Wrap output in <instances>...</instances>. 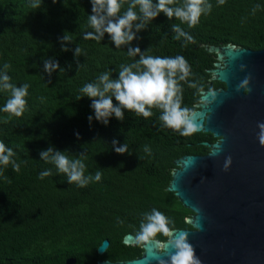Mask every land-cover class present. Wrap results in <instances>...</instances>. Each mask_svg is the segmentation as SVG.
I'll return each mask as SVG.
<instances>
[{
  "label": "trees",
  "instance_id": "1",
  "mask_svg": "<svg viewBox=\"0 0 264 264\" xmlns=\"http://www.w3.org/2000/svg\"><path fill=\"white\" fill-rule=\"evenodd\" d=\"M32 2L0 0V74L7 63L11 83L30 85L23 116L0 111V141L13 149V159L20 165L19 172L11 164L0 165V264H67L70 257L77 259L75 264H96L101 258L138 257L142 245H127L123 238L130 232L137 235L144 214L153 208L172 221L171 229L192 228L186 220L192 211L167 187L175 159L208 153L204 141L217 137L202 131L183 136L166 128L158 108L147 119L124 110L123 121L114 116L108 125L95 120L91 100L86 96L77 100L82 86L108 71L118 78L120 65L134 63L139 56L130 57L128 46L117 49L107 34L101 41L85 38L93 31L88 25L91 0H40V8H32ZM208 2L211 12L195 27L180 24L191 42L175 40L172 26L180 22L161 13L136 33L131 45L142 52L149 49L148 55H180L187 60L192 75L180 84L182 107L190 112L202 90L225 86L211 79L216 54L203 43L264 49V0ZM128 3L123 0L121 13ZM256 5L260 7L253 13ZM65 33L71 37L68 51L61 41ZM77 45L83 50L79 57L74 54ZM45 59L58 61L61 70L49 75ZM189 82L197 87H189ZM9 96L0 90V109ZM113 102L117 103L114 98ZM114 140L117 147L127 143L128 152L116 153ZM50 146L67 150L70 158L84 154L85 175L94 176L99 169L101 181L84 188L69 184L65 174L41 160L40 151ZM44 170L52 175L40 179ZM107 238L110 246L100 254L98 248ZM156 238L168 239L163 234Z\"/></svg>",
  "mask_w": 264,
  "mask_h": 264
},
{
  "label": "water",
  "instance_id": "2",
  "mask_svg": "<svg viewBox=\"0 0 264 264\" xmlns=\"http://www.w3.org/2000/svg\"><path fill=\"white\" fill-rule=\"evenodd\" d=\"M202 45L216 54L214 67L209 69L211 79L225 86L202 90L190 114L199 125L197 132L212 133L218 139L204 141L210 147L206 154L175 159L167 189L192 211L186 218L192 228L172 229L173 238L187 233L201 264H264V146L259 143L257 127L264 122V49L235 43ZM248 76V90L237 91V85ZM218 144H222V151L212 155ZM228 156L232 163L225 171ZM136 236L127 233L123 242L141 244ZM167 240L156 238L141 244L143 252L138 257L117 261L101 258L96 264L168 261L174 249L167 245L169 254H165L156 243ZM110 243L105 239L98 252L103 254ZM76 262L74 257L67 259V264Z\"/></svg>",
  "mask_w": 264,
  "mask_h": 264
},
{
  "label": "clouds",
  "instance_id": "3",
  "mask_svg": "<svg viewBox=\"0 0 264 264\" xmlns=\"http://www.w3.org/2000/svg\"><path fill=\"white\" fill-rule=\"evenodd\" d=\"M226 0H218L219 5L225 4ZM92 12L88 15V25L93 31L85 34L86 39L101 41L107 34L117 49L121 46H128L127 53L130 57L139 59L131 64H122L118 70V78H113L111 71L104 72L98 76L95 82L86 83L80 89L83 97L91 100V108L94 111L95 120L104 125H108L114 116L117 120L125 119V111L135 113L145 119L153 115L152 109L161 110L159 120L166 128L179 132L183 136H189L198 130L199 125L190 111L182 107L183 89L180 82H188L192 75L191 67L187 60L180 55L175 57H161L148 55L147 51L142 52L137 47H132V42L137 38L136 33L145 29L153 20L163 13L169 20L175 18L180 23L172 26L175 33L173 38L186 42H191L192 37L185 32L180 24H187L188 27H195L202 15L209 14L212 4L208 0H183L182 5H177L176 0H129L128 6L123 13L121 8L123 0H91ZM32 8H40V0H33L30 5ZM254 6L253 13L259 8ZM138 9V11H137ZM64 51L69 49L66 43L71 42L68 33L61 38ZM82 49L77 45L74 54L79 57ZM10 65L5 63V72L0 74V90L9 92L10 96L0 111L8 113L14 117L23 116L28 96L29 84L25 83L17 87L11 83V77L7 74ZM80 65L78 64V68ZM243 69V66H241ZM44 70L49 75L54 71L61 70L59 62L54 59L44 60ZM251 77H245L238 85L240 89L248 90ZM189 87L196 88L195 83L189 82ZM113 98L117 103L114 104ZM89 122L93 116L88 117ZM7 122V121H6ZM260 129L258 140L264 146V122L258 123ZM78 135V134H77ZM119 142L113 141V148L118 154L128 152V144L117 147ZM145 147V151H147ZM222 151V144L216 146L212 155H217ZM67 150L60 151L50 146L46 150L40 151L41 160L51 163L59 173L65 174L69 184L75 183L78 187L84 188L89 183L99 182L102 179V171L97 170L93 175H85L86 165L84 154L79 157L70 158L66 155ZM15 153L12 148L7 147L0 141V165L8 166L11 164L14 171H20V165L13 159ZM232 163V157L228 156L224 163V170L227 171ZM52 175L51 170H44L40 173V179ZM172 221L162 212L153 208L144 214L137 233V241L141 244H150L156 240L158 234H163L169 239L156 241L159 248L168 253L167 245L174 249L169 254V260L161 259L159 264H201L197 257L194 247L189 243L188 235L181 232L173 238V230L169 227Z\"/></svg>",
  "mask_w": 264,
  "mask_h": 264
},
{
  "label": "flooded vegetation",
  "instance_id": "4",
  "mask_svg": "<svg viewBox=\"0 0 264 264\" xmlns=\"http://www.w3.org/2000/svg\"><path fill=\"white\" fill-rule=\"evenodd\" d=\"M217 139H218V138H217ZM217 139H216V140H217ZM216 140H214V141H210V142H215Z\"/></svg>",
  "mask_w": 264,
  "mask_h": 264
}]
</instances>
